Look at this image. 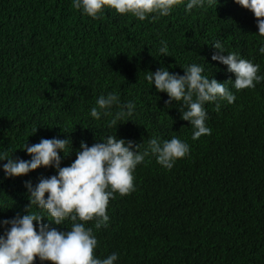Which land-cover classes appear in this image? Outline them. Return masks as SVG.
<instances>
[{
	"label": "trees",
	"instance_id": "obj_1",
	"mask_svg": "<svg viewBox=\"0 0 264 264\" xmlns=\"http://www.w3.org/2000/svg\"><path fill=\"white\" fill-rule=\"evenodd\" d=\"M256 33L254 14L234 0L191 14L180 5L168 17L145 21L115 10L94 20L72 0H0V153L28 160L26 143L69 139L64 167L82 142L92 146L116 135L143 149L153 137L175 136L190 145L188 157L171 171L146 158L134 173L136 191L109 201L108 227L87 223L98 240L95 255L116 253L114 264H264V81L237 91L227 66L211 60L212 44L220 41L264 75L258 53L264 39ZM162 40L169 56L158 53ZM192 63L236 96L232 104L220 101L219 112L205 105L211 135L196 141L179 104L167 105V94L146 80L160 68L183 75ZM110 92L136 103L134 116L113 127L115 107L99 121L89 114ZM55 174L42 167L5 178L0 170V221L26 214L25 182ZM50 226L67 231L71 224Z\"/></svg>",
	"mask_w": 264,
	"mask_h": 264
},
{
	"label": "clouds",
	"instance_id": "obj_2",
	"mask_svg": "<svg viewBox=\"0 0 264 264\" xmlns=\"http://www.w3.org/2000/svg\"><path fill=\"white\" fill-rule=\"evenodd\" d=\"M214 3L217 4V0H72V7L94 20L103 18L107 10H115L118 14L145 21L168 17L180 5L191 14L193 10ZM234 3L254 14L258 27L256 34L264 39V0H234ZM160 43V56H169L167 42L162 40ZM212 47L216 51L211 60L227 66V71L235 76L232 86L237 91L255 88L264 81V75L259 74V64L242 58L238 52H226L220 41ZM258 53L264 55V43L259 45ZM183 70L184 74L179 75L160 68L154 73L148 72L146 80L157 92L167 94V105L179 104L181 119L193 128L191 138L196 141L201 136L211 135V129L206 125L205 105L215 104L219 112L220 101L232 104L236 96L225 83L205 75L202 65L192 63ZM113 107L118 110L108 122L109 127L133 117L136 103H122L119 94L110 92L96 99V106L89 114L99 121L112 115ZM36 130L37 127L34 133ZM101 141L92 146L82 142L75 152V160L64 167L61 164L69 154V139H41L31 146L26 143L22 150L31 157L28 160L12 159L0 153V161H7L0 165L5 178L26 176L42 167L56 172L49 178H41L35 185L31 181L25 182L29 194L26 214L0 221L3 229L0 233V264H34L37 258L40 264L46 261L51 264H114L119 258L116 253L103 259L95 255L98 240L87 223L94 224L97 230L108 227L109 201L115 199L117 193L126 196L136 191L134 173L146 158L150 162V158L155 157L158 165L171 171L178 160L190 155V145L175 136L170 140L153 137L143 149L141 144L116 135ZM33 208L37 210L32 211ZM45 219L49 223H44ZM65 222L71 224L67 231L50 226L65 225Z\"/></svg>",
	"mask_w": 264,
	"mask_h": 264
}]
</instances>
